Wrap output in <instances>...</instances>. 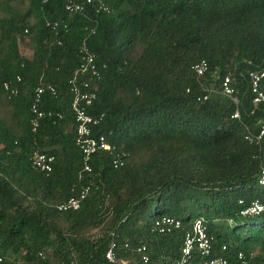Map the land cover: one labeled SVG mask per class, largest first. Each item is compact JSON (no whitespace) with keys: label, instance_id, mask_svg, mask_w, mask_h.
<instances>
[{"label":"trees","instance_id":"1","mask_svg":"<svg viewBox=\"0 0 264 264\" xmlns=\"http://www.w3.org/2000/svg\"><path fill=\"white\" fill-rule=\"evenodd\" d=\"M27 1L24 13L0 19V95L12 121L0 117V264H141L138 247L149 264H174L198 219L213 252L192 264L233 262L238 252L264 264V211L241 215L253 203L264 208V138L259 146L244 140L264 127V104L252 103L249 80L264 71V0H102L110 13L92 21L65 13L66 0ZM46 21L68 32L56 34ZM27 37L29 61L19 51ZM83 41L105 65L91 80L88 112L103 115L93 136H107L114 149L96 154L80 180L69 81ZM202 61L208 70L198 81L192 68ZM17 76L19 94L7 99L2 86ZM226 77L237 106L220 94ZM39 82L57 95L44 96L42 110L53 117L33 133ZM36 152L54 157L50 174L33 169ZM117 156L123 164L114 168ZM84 186L79 210H56ZM163 218L182 228L159 234L154 224ZM111 244L114 263L105 259Z\"/></svg>","mask_w":264,"mask_h":264},{"label":"built area","instance_id":"2","mask_svg":"<svg viewBox=\"0 0 264 264\" xmlns=\"http://www.w3.org/2000/svg\"><path fill=\"white\" fill-rule=\"evenodd\" d=\"M48 0H44V3ZM65 13L69 15L82 16L86 20H90L91 15H107L110 13V9L102 0H66L64 7ZM94 23V22H93ZM95 24H97L95 22ZM47 28H50L56 34L59 32L67 33L68 25L61 24L58 21L49 22L46 21ZM26 33V31H25ZM94 32L91 31V34ZM79 55L81 57V63L76 69L74 75L69 81V92L72 96L71 112L75 121V136L76 146L82 156V171L79 175L81 180L84 175L91 173L90 161L98 153L109 152L114 149L109 144L108 137L105 135L93 136V129L97 127L103 120V115L92 116L88 110L92 107L93 102L96 99V94L91 85V80H97L100 77V73L105 69V65L98 66L95 56L88 50L86 41H83L79 47ZM208 67L205 61L196 64L193 68V74L196 79L200 81L205 76ZM264 79V71L252 72L249 74L250 91L252 95V103L254 105L264 104V92L261 90L260 85ZM41 81V80H40ZM15 83V84H14ZM22 83V79L17 76L14 81L5 82L2 86L3 92L7 99L16 97L19 94L18 85ZM204 87V86H203ZM205 92L207 95L203 97V100L208 98V94L211 93L205 86ZM220 94L230 100L235 106L238 105V97L236 90L231 86L230 79L224 78L221 82ZM45 95L56 97L57 90L52 85H43L39 82V85L35 88L32 96V103L30 104V126L31 131L36 133L41 126V122L45 118H52L51 112H45L42 110L43 98ZM232 119H239L238 110H236L232 116ZM264 138V127L261 126L259 131L253 135L248 132L244 136V140L250 144L259 146ZM31 164L34 170L44 174H50L53 170L54 157L48 156L43 153L36 152L31 160ZM122 161L117 156L113 160L114 168L122 166ZM261 185H264V172H262ZM90 188L84 186L80 192L68 199L66 202L56 206V210L60 213L74 212L80 209L82 202L86 199ZM264 211V208L258 203H253L243 212L242 216H257ZM182 224L180 221L173 218H163L154 224V229L159 234L169 235L173 232L180 230ZM114 245L111 244L105 254V259L109 263H114ZM222 251H225V246L222 247ZM213 252L212 238L208 234L207 226L202 219L195 220L188 230L184 232L182 243L180 247V257L174 264H192L194 255H198L200 258H210ZM136 254L140 257L141 264H149V258L146 253L145 247H138ZM42 257L41 254H39ZM2 260L0 259V262ZM73 264V263H70ZM125 264V263H122ZM206 264H256L255 255L253 253L245 254L238 252L234 256V261L231 262L224 258H212L209 259Z\"/></svg>","mask_w":264,"mask_h":264},{"label":"rangeland","instance_id":"3","mask_svg":"<svg viewBox=\"0 0 264 264\" xmlns=\"http://www.w3.org/2000/svg\"><path fill=\"white\" fill-rule=\"evenodd\" d=\"M28 1L27 0H0V19L11 17V13H24L27 9ZM31 24L33 21L31 20ZM20 54L26 60H31L33 57V44L32 37H27L24 41V44H21L19 47ZM140 52L139 49L136 50V54ZM11 110L10 107L3 95H0V117L7 121L9 124H12L10 119Z\"/></svg>","mask_w":264,"mask_h":264}]
</instances>
